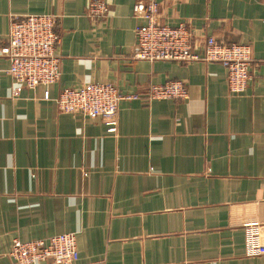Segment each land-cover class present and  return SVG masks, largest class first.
Here are the masks:
<instances>
[{"label":"crops","instance_id":"0c3cea01","mask_svg":"<svg viewBox=\"0 0 264 264\" xmlns=\"http://www.w3.org/2000/svg\"><path fill=\"white\" fill-rule=\"evenodd\" d=\"M105 1L95 21L88 0H0V46L13 16L51 13L61 57L57 82L13 96L0 55V264L14 238L68 232L73 264H264V0H156L161 24L250 47L241 94L217 62L134 59L138 0ZM169 80L188 97L144 99ZM90 82L140 96L119 102L115 131L57 108Z\"/></svg>","mask_w":264,"mask_h":264},{"label":"built area","instance_id":"2783aa9c","mask_svg":"<svg viewBox=\"0 0 264 264\" xmlns=\"http://www.w3.org/2000/svg\"><path fill=\"white\" fill-rule=\"evenodd\" d=\"M133 15L141 20L136 32L133 58L146 61L217 62L226 69L228 90L241 94L251 77V50L245 44H225L213 36L198 39L183 23L166 25L159 22L156 0H138L132 7ZM86 14L95 21L108 16L105 0H88ZM56 16L51 13H32L13 16L0 55L7 58V73L15 82L12 95L22 88L51 85L60 77L61 57L57 53L60 36L55 31ZM199 50L196 49V44ZM200 51V52H199ZM49 97L48 92L44 95ZM187 90L180 80L151 84L145 100H184ZM140 98L137 94L122 93L110 83L90 82L76 88L66 87L55 97L62 112H78L84 116H100L108 131L116 129V113L121 100ZM77 254L76 234L60 233L44 240H12L8 256L15 264H73Z\"/></svg>","mask_w":264,"mask_h":264}]
</instances>
